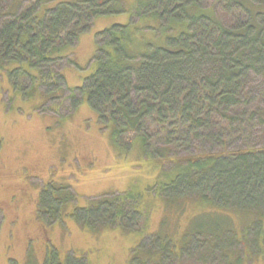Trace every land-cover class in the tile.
I'll list each match as a JSON object with an SVG mask.
<instances>
[{"label": "trees", "instance_id": "trees-1", "mask_svg": "<svg viewBox=\"0 0 264 264\" xmlns=\"http://www.w3.org/2000/svg\"><path fill=\"white\" fill-rule=\"evenodd\" d=\"M45 1L0 0V72L24 78L33 70L39 86L54 81L65 51L96 18L129 10L119 0L53 8ZM130 14L128 25L95 35L97 69L80 97L120 150H138L158 170L151 191L158 189L164 206L194 200L196 210L261 211L264 135L256 134L264 132V0H136ZM142 30L164 44L136 40ZM121 197L127 202L115 199L113 219L124 226L138 197ZM246 226L260 225L250 215ZM256 231L264 247V233Z\"/></svg>", "mask_w": 264, "mask_h": 264}, {"label": "rangeland", "instance_id": "rangeland-1", "mask_svg": "<svg viewBox=\"0 0 264 264\" xmlns=\"http://www.w3.org/2000/svg\"><path fill=\"white\" fill-rule=\"evenodd\" d=\"M120 1L129 10L96 18L65 51L54 81L0 72V264H264L255 241L264 208L250 213L260 226L249 228L250 215L196 210L194 200L164 206L151 191L158 170L138 150H120L80 97L97 69L95 35L130 23L136 0ZM135 38L164 44L150 30ZM127 192L138 198L122 226L115 199L127 202ZM205 209L210 215L198 216Z\"/></svg>", "mask_w": 264, "mask_h": 264}, {"label": "bare ground", "instance_id": "bare-ground-1", "mask_svg": "<svg viewBox=\"0 0 264 264\" xmlns=\"http://www.w3.org/2000/svg\"><path fill=\"white\" fill-rule=\"evenodd\" d=\"M127 41V40H126ZM107 105V104H106Z\"/></svg>", "mask_w": 264, "mask_h": 264}]
</instances>
